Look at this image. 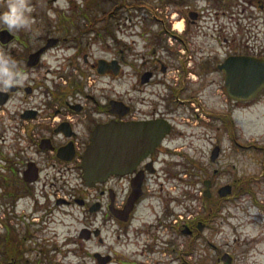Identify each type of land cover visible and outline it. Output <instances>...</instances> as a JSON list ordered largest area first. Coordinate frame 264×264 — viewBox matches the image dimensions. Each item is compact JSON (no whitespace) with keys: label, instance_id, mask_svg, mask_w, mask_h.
Listing matches in <instances>:
<instances>
[{"label":"flooded vegetation","instance_id":"flooded-vegetation-1","mask_svg":"<svg viewBox=\"0 0 264 264\" xmlns=\"http://www.w3.org/2000/svg\"><path fill=\"white\" fill-rule=\"evenodd\" d=\"M226 8L239 18L243 15L248 29L264 27V0L151 2L144 11L155 15L158 28L138 69L128 60L135 50L124 41L120 58L107 60L103 77L127 80L132 72L136 77L130 88L124 82L121 93L115 95L104 92L98 97L96 89L85 86L82 77L90 76L88 69L99 75V60L92 63L87 54L84 70L73 64L75 55L47 61L51 49L30 66V56L42 46L23 54L16 49L4 54L0 45V264H87L91 259L101 264L105 258L113 264L115 256L100 249L108 247L105 231L113 230L118 238L135 234L144 263L160 253L159 242L175 255L186 241L188 253L184 249L179 258L175 255L167 262L159 258L154 263L191 264L186 256H192L208 223L202 219L205 202L201 200V212L194 214L189 192L182 190L176 196L172 183L170 158L185 155L174 144L178 111L190 109L198 121L195 108H206L211 88V93H226L238 107L249 105L230 97L221 66L231 57L258 55L235 51L237 41L219 35ZM211 30L216 34L209 37ZM252 34L246 44L249 48L251 42L256 47L260 41L258 33ZM230 42L231 51L226 53L224 44ZM61 43L59 39L56 47ZM113 63L119 67L118 74L112 70ZM66 66L72 71H66ZM113 121L139 124L146 136L160 144L131 170L89 184L84 178L85 154L95 129ZM241 184L240 178L233 184L236 198L243 194ZM253 185H248L246 193L263 213L264 202L258 201ZM213 193L218 194V189ZM58 212L82 222L81 228L74 234L69 226L62 240L56 232L55 240L41 236L36 222L52 219ZM160 235L168 238L161 240ZM33 239L39 240L35 247ZM41 243L49 246L39 248Z\"/></svg>","mask_w":264,"mask_h":264},{"label":"rangeland","instance_id":"rangeland-1","mask_svg":"<svg viewBox=\"0 0 264 264\" xmlns=\"http://www.w3.org/2000/svg\"><path fill=\"white\" fill-rule=\"evenodd\" d=\"M27 8V24L20 28H9L7 24L0 23V32L10 30L17 38L7 48L1 47V52L8 54L10 49L18 53L33 51L44 46L47 38H59L62 43L52 48L47 53V61L67 59L75 55L74 65L79 64L84 68L83 57L87 54L92 63L98 60H111L121 55L122 41L135 50L130 53L128 60L134 64V69L141 64L142 55L147 49L152 48L154 36L157 31L155 15L139 9L149 8L151 2L160 0H22ZM10 0H0V13L8 10ZM128 5V6H127ZM232 14V8L225 10V15L220 18L217 28L219 35L224 39L237 41L235 51L253 54L254 51L264 56V27L257 30L248 29L246 19L242 15ZM106 27V28H105ZM110 27L116 39L108 31ZM111 31V32H112ZM258 33L260 41L253 47L246 46L250 33ZM215 33L209 31L208 35ZM216 34V33H215ZM253 35V34H252ZM208 37V38H209ZM224 44V51L230 52L229 46ZM84 70V69H83ZM66 71L71 72V66ZM115 79L101 77L88 69L87 77H82L85 86L101 93L120 94L123 83L127 82L130 88L135 83L136 77ZM80 76V75H79ZM81 77V76H80ZM207 92L205 109H196L200 114L198 121L192 110L178 111L177 133L174 144L177 151L184 152V156H173L170 162L174 164L172 183L176 196H181V191L189 192L194 214L201 212V194L205 191L204 182L212 179V190L232 185L240 178L241 194L236 198L232 193L227 200L217 201V197L204 199L205 209L202 210V219L208 223L204 231V238L196 241L192 249V256H186L191 264H225L224 257H231V264H264V212L254 206L251 196L246 193L248 182L252 181L253 192L259 202H264V92L254 103L243 104L241 107L228 101L227 94ZM186 114V115H185ZM184 117V119H183ZM184 123H182V121ZM181 121V122H180ZM241 145V146H240ZM215 146L222 148L220 158L216 164L211 163V152ZM206 167V169H205ZM217 170V172H214ZM188 185V187H187ZM81 187L85 188L84 185ZM203 194V193H202ZM211 207H210V206ZM209 210H208V208ZM36 230L40 235H49L54 238L55 232L63 239L62 234L73 226V233L81 228L82 222L70 221L63 212H58L55 217L47 221H37ZM42 225V227H41ZM1 230V228H0ZM129 235V233L127 234ZM118 238L113 231H105L108 247L100 248L115 256L113 264L144 263V258L139 249V243L134 233L130 236ZM161 240L168 237L160 235ZM179 240L180 242V238ZM39 240L33 239V246ZM55 246L53 241H49ZM212 243L217 250L211 246ZM186 244V245H185ZM39 248L49 246V243L39 244ZM159 252L149 258L144 264H155L157 259L167 262L179 258L180 252L190 249L186 241L177 247L175 255L169 254L170 248L164 242H159ZM168 248V251H167ZM98 248L92 246V250ZM166 250V251H165ZM228 254V255H227ZM57 257V256H56ZM235 258V260H234ZM87 264H97L91 259ZM175 264H179L178 261ZM228 264V263H227Z\"/></svg>","mask_w":264,"mask_h":264},{"label":"water","instance_id":"water-1","mask_svg":"<svg viewBox=\"0 0 264 264\" xmlns=\"http://www.w3.org/2000/svg\"><path fill=\"white\" fill-rule=\"evenodd\" d=\"M14 35L8 30L0 32L2 44H9ZM58 40L51 39L46 46L30 56L29 65L35 66L42 54L57 45ZM2 62V59H0ZM116 63V61H115ZM112 65V70L118 74L119 67ZM108 62H99V73L105 75ZM226 75V87L230 97L240 102L254 100L264 90V60L248 56L231 57L221 66ZM145 135L139 124H123L113 121L99 126L92 137L91 145L84 158L85 180L90 183L103 182L111 174H122L138 164L159 142ZM220 154L217 147L211 160L215 162ZM210 189L211 182H206ZM232 193L231 186L220 189L219 194L226 197ZM132 210V208H130ZM226 257H224V261ZM107 262H103L105 264Z\"/></svg>","mask_w":264,"mask_h":264},{"label":"clouds","instance_id":"clouds-1","mask_svg":"<svg viewBox=\"0 0 264 264\" xmlns=\"http://www.w3.org/2000/svg\"><path fill=\"white\" fill-rule=\"evenodd\" d=\"M27 8L22 0H10L8 10L0 13V23H5L9 28H20L27 24Z\"/></svg>","mask_w":264,"mask_h":264},{"label":"trees","instance_id":"trees-1","mask_svg":"<svg viewBox=\"0 0 264 264\" xmlns=\"http://www.w3.org/2000/svg\"><path fill=\"white\" fill-rule=\"evenodd\" d=\"M108 30L112 31V29H111L110 27H108ZM112 32H113V31H112ZM112 35L115 36L114 33H112Z\"/></svg>","mask_w":264,"mask_h":264}]
</instances>
